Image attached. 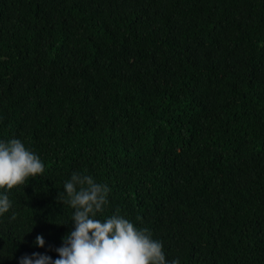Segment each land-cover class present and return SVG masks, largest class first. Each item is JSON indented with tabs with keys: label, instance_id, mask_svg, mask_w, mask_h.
Segmentation results:
<instances>
[{
	"label": "trees",
	"instance_id": "1",
	"mask_svg": "<svg viewBox=\"0 0 264 264\" xmlns=\"http://www.w3.org/2000/svg\"><path fill=\"white\" fill-rule=\"evenodd\" d=\"M13 137L45 171L8 190L0 264L58 255L73 171L110 186L98 218L148 228L167 259L264 264V0H0Z\"/></svg>",
	"mask_w": 264,
	"mask_h": 264
},
{
	"label": "clouds",
	"instance_id": "2",
	"mask_svg": "<svg viewBox=\"0 0 264 264\" xmlns=\"http://www.w3.org/2000/svg\"><path fill=\"white\" fill-rule=\"evenodd\" d=\"M44 171L40 156L21 139H0V217L10 213L9 219L14 220L17 215L8 190ZM110 191L107 183L73 171L57 196L58 202L73 210L72 227L54 248L58 255L33 252L19 257V264H180L179 258H166L163 242L153 238L148 228L118 213L98 218L109 203ZM34 244L44 248L45 237L37 234Z\"/></svg>",
	"mask_w": 264,
	"mask_h": 264
}]
</instances>
